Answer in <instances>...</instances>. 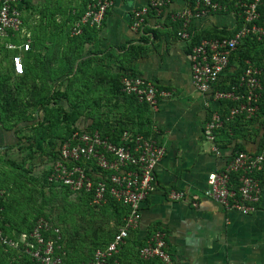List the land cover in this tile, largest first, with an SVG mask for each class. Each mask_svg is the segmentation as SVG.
<instances>
[{
  "label": "built area",
  "instance_id": "2783aa9c",
  "mask_svg": "<svg viewBox=\"0 0 264 264\" xmlns=\"http://www.w3.org/2000/svg\"><path fill=\"white\" fill-rule=\"evenodd\" d=\"M115 0H89L82 15L72 27L74 35L84 33L85 27L100 29ZM175 0H146L134 8L130 18V29L135 35H145L150 28L152 16L164 13L177 23L175 34L178 40L186 42L190 61L191 79L201 93H211L218 105L213 107L203 126V137L211 143L216 154L221 153L217 134L224 124L237 116L256 121L262 97V73L264 67L248 65L242 69L237 83L230 88H220L222 73L227 69L230 58L238 46L248 36L264 41V14L260 10L264 0H181L178 8L168 7ZM24 0H0V39L4 46L13 50L10 68L16 74L25 72L23 53L28 52L31 35L26 32ZM230 14L234 20L233 34L220 37L195 36L202 32L203 19L213 13ZM21 35L20 43L14 39ZM23 39V38H22ZM121 90L133 95L139 102H146L151 110H158L162 94H168L149 79L131 72H124ZM224 101L232 102L222 109ZM113 126L123 125L112 122ZM87 129H74L66 134L46 157L48 164L43 169L47 179L57 187H68L71 192L89 195L94 206H100L109 197L127 207L124 223L113 238L98 247L87 264H121L119 252L131 231L140 225L143 207L157 186L156 169L166 154L165 145L158 137L145 135L126 126L119 141L113 135H105L94 124ZM2 147L0 146V151ZM46 161V160H45ZM264 144L256 150L235 152L221 169L207 175V187L203 195L219 202L227 209L249 214L264 205ZM237 173L239 185L234 186L233 175ZM172 200H189L197 207V195L189 197L183 189L169 192ZM6 190L0 186V245L4 249H14L18 255L29 256L38 264H66L61 225L50 215L38 217L29 230L10 235L2 227ZM139 256L144 259H158L164 264H172L167 234L163 229H155L147 242L139 247Z\"/></svg>",
  "mask_w": 264,
  "mask_h": 264
},
{
  "label": "crops",
  "instance_id": "0c3cea01",
  "mask_svg": "<svg viewBox=\"0 0 264 264\" xmlns=\"http://www.w3.org/2000/svg\"><path fill=\"white\" fill-rule=\"evenodd\" d=\"M55 1L70 5L75 0H30L24 9L26 32L31 38L45 43L40 42L34 47V51L43 56L53 50L47 39L53 26L46 19L39 24L40 19L37 18L41 15L35 10L44 3L52 7ZM145 3L146 0H115L103 27L83 36L87 38L85 46L88 50H102L106 54L115 50L120 54L126 52L131 43H144L146 52L136 57H128L123 62L112 57L108 59L117 64L119 70L128 68V72L132 70L131 73L151 80L168 93L161 95L159 109L151 110L152 129L165 145L166 154L156 169L157 186L143 207L140 225L131 231L119 252L121 264H164L158 259L144 260L139 256L137 240L147 241L150 237L146 235L151 236L158 228L167 234L172 264H264V205L252 213L243 214L203 195L208 173L225 166L234 154L236 141H242L247 150L258 148L261 126L257 122L250 124L248 133L238 140L233 134L219 131L217 142L221 153L216 154L212 150L211 143L202 132L209 113L218 104L212 100L211 93H201L194 87L188 46L177 39V23L167 13L152 16V25L145 35H135L131 31L132 10ZM182 5L181 0H175L168 8ZM62 19L61 13H57L56 22L66 26ZM234 23L230 14L217 12L200 24L202 29L210 26H228L231 29ZM39 29L41 32L38 33ZM110 86L111 81L102 86L108 97L111 95ZM111 114L109 123L117 121ZM15 129L6 128L0 121V152L8 154L7 157L15 158L17 150L14 147L22 141ZM39 159L36 157L35 161ZM45 159L46 156L42 155L40 161L44 160V164ZM172 189H183L189 197L197 195L200 204L193 207L189 200L170 199L168 194Z\"/></svg>",
  "mask_w": 264,
  "mask_h": 264
},
{
  "label": "rangeland",
  "instance_id": "374dc122",
  "mask_svg": "<svg viewBox=\"0 0 264 264\" xmlns=\"http://www.w3.org/2000/svg\"><path fill=\"white\" fill-rule=\"evenodd\" d=\"M86 4L87 0H75L70 5L55 1L52 7L46 3L37 7L35 11L41 15L37 18L39 24L46 19L53 26L47 37L53 50L45 56L39 53L37 61L28 57L27 52L23 53L25 65L30 67L23 82L18 81L10 68L13 50L4 46L6 40L0 39V74H4L0 77L4 84L0 91V121L8 129L16 128L22 140L14 147L17 150L15 158L0 152V186L6 189L9 199L4 223L16 231L27 228L41 212L51 215L68 236L69 256L73 263L89 260L95 247L110 238L122 224V214L105 204L94 206L78 193L50 185L43 170L48 161L45 159L44 164V160L40 161L42 155L47 157L49 153L44 152L45 155L37 149L36 143L39 139L57 142L68 125L63 116L67 107H74L94 124L101 119L108 121L110 113L118 121L125 118L135 125L142 120L137 102L123 96H117L113 102L114 98L111 100L102 90L109 81L116 83L119 72L117 64L108 57L123 62L128 60L127 52L118 54L115 50L106 54L102 50H88L85 46L87 38L78 39V35L73 34L72 27ZM59 12L66 26L56 22ZM14 39L19 43L25 40L21 35ZM30 39L33 46L42 41ZM62 92L66 96L60 97ZM45 115L53 122L51 127H47L48 122L36 125ZM28 142H32L33 149ZM36 157L40 162L35 161ZM146 237L150 236L147 234ZM137 242L142 246L147 241ZM16 259L15 255L4 253L0 248V264H20L21 259Z\"/></svg>",
  "mask_w": 264,
  "mask_h": 264
},
{
  "label": "trees",
  "instance_id": "16d2710c",
  "mask_svg": "<svg viewBox=\"0 0 264 264\" xmlns=\"http://www.w3.org/2000/svg\"><path fill=\"white\" fill-rule=\"evenodd\" d=\"M89 0H87L88 2ZM24 3L27 5V3H30V0H24ZM87 5V4H86ZM260 10L262 11V13L264 14V5H261ZM89 32H96V29L94 28H90V27H85L84 29V33L80 34L78 36H76V38L81 39L83 38V36L85 34H88ZM233 34V30L228 28V26H210L209 28L204 29L202 32L198 33L195 36V40H199L202 37H220V36H230ZM86 41V39H85ZM34 47L32 45L31 49L27 52L28 53V57H32L34 59V61L38 60V55L39 53L34 51ZM126 52L128 54V57H136L138 54L140 53H145L146 52V48L144 46V43H131L126 47ZM247 60H249L252 64L254 65H258V66H262L264 67V41L258 40L257 37L255 36H248L244 39V41L238 46V48L234 51V53L232 54L231 58H230V62L229 65L227 67V69L222 73L221 75V79L219 82V86L220 88H230L232 84L237 83L240 77V74L242 72V69L248 65ZM125 72H128V68H125ZM123 69V70H124ZM30 67L26 66L25 72L23 74L20 75H16L14 73L15 76L18 77V81L23 82L29 72ZM123 70H119L118 72V77L116 79V83L111 82V86L109 88L110 90V99L112 100L114 98L115 102H116V97L117 96H123L126 99H130L133 100L135 102H137V104L139 105V109H140V119L141 122H139V124L135 125L134 124V129L138 132H141L145 135H153L155 137H157V132L152 129V111L149 107V105L146 102H139L137 100V98L133 95H128L126 93H124L121 90L122 84H121V78L122 75L124 74ZM11 71V70H10ZM132 70H130L131 72ZM4 76V74H0ZM262 77V85H263V89H262V97L260 99V111L258 112V116L256 121H253V119H246L242 116H237L234 119H232L231 121H228L224 124V126L220 129V131H224L227 133H230L231 136L233 134V137L236 138V140H238V138L241 135H245V133H248L249 131V125L252 123H258L261 126L262 132L260 133L259 136V146H261L262 144H264V72L261 75ZM2 78V77H1ZM0 78V91L1 88L3 87V79ZM5 83V82H4ZM57 95H59V93H57ZM60 97L62 96H66V93L62 92L60 93ZM232 102L230 101H224L222 103V109H227V106L230 105ZM64 119L68 122L67 128L65 130V132L63 133V135L57 140V142H53L49 141V140H45V139H39L36 143V145L38 146L37 149H40L41 152H47V154L49 153V155L54 151V149L56 148V145L59 143V141L64 138V136L66 134H69L70 132H72L74 129H89L91 126V124L94 123H90V119L88 117H85L84 115L79 114V112L77 113V111H75L74 107H67L66 112H64ZM49 115H45L43 117V120H39L38 122H36L37 124H43L45 122L47 123V127H51V125L53 124L52 121H48ZM104 118V117H103ZM92 120V119H91ZM122 121L123 125H120L119 127H114L112 123H109L108 121H102V119L100 121H98L97 123L94 124V126L96 128H98L99 130L102 131L103 134L105 135H113L115 141H119V136L122 132V130L129 125V123L127 122L128 120L123 118V119H119ZM119 123L120 121H115V123ZM27 145L33 149L34 147H32V142H28ZM36 150V149H34ZM240 150H247L245 147V144L242 141H236L235 145H234V149H233V153L240 151ZM45 154V153H44ZM46 155V154H45ZM260 177H262L264 175V170L259 174ZM45 176H46V172H45ZM46 181L50 184V185H55L53 183H50L47 179V176L45 177ZM263 179V177H262ZM233 181H234V186L237 187L239 185L238 182V175L237 173H235L233 175ZM63 189H66L68 191L69 188L68 187H62ZM6 190V189H5ZM6 195H7V191H6ZM89 195H82L87 201H89ZM9 202L8 199V195L7 198L1 201V204L4 206V211H3V215L5 216V212L7 209V204ZM90 203V201H89ZM105 206L107 207H111L113 208L115 211H118L122 214V224L124 223V217L127 213V207L125 205H123L120 201H117L111 197H109V200L107 202L104 203ZM103 204V205H104ZM50 216L47 213H42L37 215L34 219H32L30 225L27 228H22V229H18L16 231H12L9 228H7V226H5L4 223V219L2 221V227L4 228V230L9 233L10 235H15L16 233L22 231V230H29L33 227L34 221L40 217V216ZM121 224V225H122ZM120 225V226H121ZM119 226V227H120ZM119 229V228H118ZM118 229L110 236V238H108L105 242L97 245L95 247V249L92 251L91 256L89 257V260L87 261H82L79 263H73L69 254H70V247L68 246L67 242H68V236L66 233H63V241H64V249H65V263L66 264H87L91 261L94 251L101 246H104L106 243H108L113 236L115 235V233L118 231ZM0 248L3 250L4 253H12L13 255H15V257H17V261H19V259H21V262L19 261L20 264H38L36 261L32 260L29 256L26 255H18V253L14 250V249H4L1 245ZM119 260H121V256H118ZM121 262V261H120Z\"/></svg>",
  "mask_w": 264,
  "mask_h": 264
}]
</instances>
